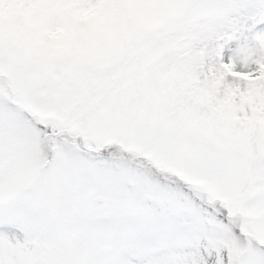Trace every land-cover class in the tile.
I'll return each instance as SVG.
<instances>
[{
    "label": "snow or ice",
    "instance_id": "obj_1",
    "mask_svg": "<svg viewBox=\"0 0 264 264\" xmlns=\"http://www.w3.org/2000/svg\"><path fill=\"white\" fill-rule=\"evenodd\" d=\"M37 2L22 47L39 62L79 61L127 27V0ZM188 2L196 19L155 37L163 93L89 88L74 65L40 84L9 72L0 264H264V0ZM106 115L130 130H100Z\"/></svg>",
    "mask_w": 264,
    "mask_h": 264
},
{
    "label": "rangeland",
    "instance_id": "obj_2",
    "mask_svg": "<svg viewBox=\"0 0 264 264\" xmlns=\"http://www.w3.org/2000/svg\"><path fill=\"white\" fill-rule=\"evenodd\" d=\"M40 6L37 0H0V90L6 95L11 92L7 81L12 70L29 84H40L49 77L64 75L73 65V82L87 84L89 88L107 82L120 89L126 97H136L146 91L163 93L170 84L161 73L160 57L152 55L163 48L161 41L155 37L186 20L196 19L188 0H127V27L117 37L91 50L79 61L65 57L47 63L29 59L22 47L32 29L34 13ZM60 6L71 7V0ZM86 27V21H82L81 28ZM50 100L47 90H38L33 96L35 107L32 111L42 117L44 113L41 109ZM90 112V108L78 112L77 119L88 120ZM95 123L100 130L108 129L116 134L130 130L124 121L113 115L95 119ZM7 182L5 177L4 195H7ZM37 195L47 196L48 192L41 189Z\"/></svg>",
    "mask_w": 264,
    "mask_h": 264
}]
</instances>
